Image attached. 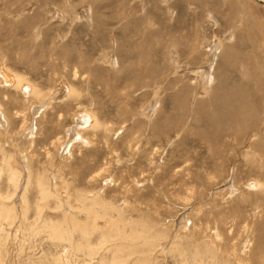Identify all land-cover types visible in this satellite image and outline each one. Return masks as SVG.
Wrapping results in <instances>:
<instances>
[{"label":"rangeland","instance_id":"1","mask_svg":"<svg viewBox=\"0 0 264 264\" xmlns=\"http://www.w3.org/2000/svg\"><path fill=\"white\" fill-rule=\"evenodd\" d=\"M187 263L264 264V0H0V264Z\"/></svg>","mask_w":264,"mask_h":264},{"label":"crops","instance_id":"2","mask_svg":"<svg viewBox=\"0 0 264 264\" xmlns=\"http://www.w3.org/2000/svg\"><path fill=\"white\" fill-rule=\"evenodd\" d=\"M220 51H219V49L216 47L215 48V51H214V53H213V55L211 56L212 57V59H211V62H210V64L209 65H207V66H205V67H198V69H197V72H198V70L201 68V70H200V72L203 70V71H205V69L206 70H208L207 71V74H206V81L207 82H210V80H211V83H214V82H212L213 80L215 81V77L213 76V73H211V71H214L213 69H214V66H215V64H216V61H217V58L218 59H220L221 57V59H223L224 61H223V63H225L226 65H229L230 66V64H229V62H228V59H229V53H228V55H227V53H225V50H224V53L223 52H221L220 54H218ZM213 60V61H212ZM222 63V62H221ZM212 74V75H211ZM209 75V76H208ZM210 83V84H211ZM228 82H226V81H223L222 82V85H219V87L217 88V89H219V92L216 90V92H215V95L216 96H219V98H227V102H228V104H224V103H220V104H222L224 107H232L230 110V113L232 114V112L234 111V109H235V107H234V105H233V102L235 101L234 99H233V97L235 98V91H236V87H234L233 88V86H231V89H232V91L230 92V89H229V87H230V84L228 83ZM209 84V83H208ZM228 86V87H227ZM221 87V88H220ZM227 88V89H226ZM221 89V90H220ZM225 89V90H224ZM223 90V91H222ZM228 90V91H227ZM235 90V91H234ZM224 92V93H223ZM231 93H232V96H231ZM232 97V99H231V97ZM232 104H231V103ZM220 104L218 105V106H220ZM221 105V106H222ZM235 105H237L236 103H235ZM223 107V110H224V113H227V114H229V110L227 109V108H224ZM227 111V112H226ZM230 115V114H229Z\"/></svg>","mask_w":264,"mask_h":264},{"label":"bare ground","instance_id":"3","mask_svg":"<svg viewBox=\"0 0 264 264\" xmlns=\"http://www.w3.org/2000/svg\"><path fill=\"white\" fill-rule=\"evenodd\" d=\"M114 47H115V45H114ZM218 48V47H217ZM223 53H224V51H223ZM225 53H227V51H225ZM227 55H228V53H227ZM222 58V57H221ZM222 60V59H221ZM231 60V59H230ZM213 61V60H212ZM230 62V61H229ZM206 68V67H205ZM216 69V68H215ZM214 70V69H213ZM198 71H200V69L198 70ZM203 71V70H202ZM213 71H211V73H212ZM4 75H5V79L7 78V79H10V77L11 76H9V74H7L6 72L5 73H3ZM212 75V74H211ZM209 76V75H208ZM16 79V78H15ZM213 79V78H212ZM211 79V80H212ZM17 80V83L18 84H21V80L20 79H16ZM211 80H210V82H208L209 84L211 83ZM212 82H214V80L212 81ZM227 82V81H226ZM231 82V81H230ZM212 84V83H211ZM228 84V83H227ZM228 87V86H227ZM188 88V87H187ZM221 88V87H220ZM234 88V87H233ZM227 89V88H226ZM231 89V88H230ZM69 90H70V88H69ZM221 90V89H220ZM225 90V89H224ZM217 91L219 92V89H217ZM223 91V90H222ZM228 91V90H227ZM235 91V90H234ZM224 93V92H223ZM246 94V93H245ZM231 96H232V93H231ZM230 96V97H231ZM219 97V96H218ZM233 97V96H232ZM232 97H231V99H232ZM222 99V103H224V104H228V100H227V98H221ZM233 99L235 100L234 102H233V105H234V107H235V110L232 112V114H234V116L233 117H236V114H237V110H241L243 107H242V105H240L239 103H238V101L236 100V97L234 98L233 97ZM231 103V102H230ZM235 103L237 104V106L235 105ZM232 104V103H231ZM240 106H239V105ZM220 105H222V104H220ZM203 106V105H202ZM201 106V107H202ZM222 107H224L223 105H222ZM224 108H227L228 110H229V112L231 111L230 109L232 108V107H224ZM224 111V110H223ZM227 112V111H226ZM239 112V111H238ZM226 114V113H225ZM230 114V113H229ZM221 116V115H220ZM91 117V116H90ZM232 117V118H233ZM234 119V118H233ZM236 121H237V119H235ZM85 121V120H84ZM84 121H82V122H84ZM85 122H87V121H85ZM229 122V121H228ZM95 124H96V122H95ZM94 124V125H95ZM47 195V194H46ZM49 196V195H48ZM91 208V207H90ZM92 212V211H91ZM65 219V218H64ZM79 221V220H78ZM74 222V221H73ZM88 222V221H87ZM101 223V222H100ZM91 224H94V223H91ZM59 226H61V225H59ZM81 226V225H80ZM91 226V225H90ZM85 228L87 227L88 229H89V227L88 226H84ZM93 227H95V224H94V226ZM59 228V227H58ZM77 228H78V222H77ZM99 228V227H98ZM119 229V228H118ZM121 230H123V229H121ZM92 231V230H91ZM120 232V231H119ZM87 233H93V231L92 232H87ZM102 233V232H101ZM105 231H104V235H105ZM85 234V233H84ZM107 234V233H106ZM124 234V233H123ZM103 235V234H102ZM101 235V236H102ZM108 235V234H107ZM126 236V235H125ZM106 237V236H105ZM106 239V238H105ZM138 260V259H137ZM140 262V261H139ZM144 262V261H143ZM137 263V262H136ZM188 264V263H187Z\"/></svg>","mask_w":264,"mask_h":264}]
</instances>
